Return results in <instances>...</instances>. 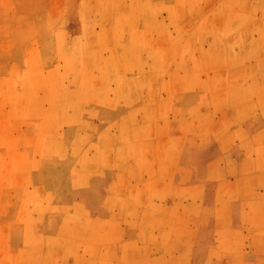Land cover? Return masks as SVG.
I'll return each instance as SVG.
<instances>
[{"label":"rangeland","instance_id":"1","mask_svg":"<svg viewBox=\"0 0 264 264\" xmlns=\"http://www.w3.org/2000/svg\"><path fill=\"white\" fill-rule=\"evenodd\" d=\"M204 1L205 0H199L197 3L194 1L196 4H193V0H0V264H90L89 260L86 258L91 257L93 260L95 258L94 255L98 253L100 247L96 245L98 242H93L92 247H90L91 250L90 248L84 247L82 245L80 231L73 225L66 227V237L69 241H71L69 239L71 238L73 244L77 242V244H74V261L71 263V253L68 249V245L50 250L48 244L53 239L55 233L48 231L45 227L36 223L34 217V203H29L26 199V195L33 191L31 194L34 193L36 200L42 205L46 206L49 204L53 207L59 206L55 208L63 214V217L71 215L72 205L61 198V182L57 178H53L50 182H33L29 174L34 167L40 164L43 155L42 152L44 151L43 149L47 148V139L50 135L65 133L73 121L83 129V132L86 133L87 136H95V133L88 128V122L84 120L82 115V111L90 104H92V110L94 112L97 110V112L103 111L109 113V115H113L108 125L109 128L107 127V134L109 137H115L121 134L122 129L120 128L122 127L120 126L121 124L118 120L117 113L119 110H122L119 109L120 107H124V110L129 112V119L126 123L130 125L131 132L129 131V139L133 141L134 151L135 149L137 151V140L144 141L145 139L149 142L147 153L150 151L151 155L148 154L150 156H147L146 164L149 163L148 171L149 177L151 178L150 181L146 180L144 184L142 183L141 185L142 188L144 187L142 190L147 192V194L155 190L157 184L159 190H164V188L166 190L173 189L172 181L175 167L167 164V161H169L168 155L170 149L175 144L178 146L177 148H179L182 142L185 143L187 141L189 135L193 140L196 139V142L200 145L219 141L226 150L232 147L235 150L236 147H238L239 151L246 153L252 165L241 166V170L236 176L234 175L236 171L233 172L230 168L227 170L226 167H223L222 170L220 166L213 167V169L221 170L225 174H230V176L223 177L221 183L222 193L220 194V199L225 208L224 213L220 215L219 233L222 239L221 242L224 244L223 251L216 252V254L213 255L211 254V256L214 257H208L205 264H264V138L262 136L259 137V134H252V132L246 128L245 123L247 117L250 116L249 114H253L257 108L256 111L259 114L264 110V71H262L264 70V64L261 66V60L264 59V56L261 57L262 54L264 55V40L262 39V37H264V0H251L252 3L248 0H246V2L245 0H240V3L238 0L233 2L232 0H206V3ZM178 2L180 4L179 6H181H178V8H181V11L176 7ZM247 2L249 4L251 3L250 5L253 6L251 7L249 5L250 7L245 8ZM198 3L200 4V7L198 6L200 11H198ZM159 4L160 6H158ZM156 6H158L157 9H155ZM187 6L189 9H187ZM232 7L237 11L234 9L231 10ZM172 8H174L173 11L171 10ZM241 8L243 9L241 10ZM255 8L257 11L253 12ZM154 10L158 11L156 12ZM211 10L213 11L211 12ZM147 11L149 13H147ZM179 11H185L182 13L187 15L183 14L184 17L182 16V18H180L182 13ZM189 12L191 13L189 14ZM214 12L216 13L215 15L213 14ZM243 12H245V14ZM239 13L243 19L241 17L239 18ZM176 14L178 17H176ZM249 14L252 15L248 17ZM202 16H205V18ZM256 18L259 21L256 20L257 22L255 21L254 23L253 21ZM126 19L128 24L132 25V28H130L127 33V38L131 42V46H129L128 53L120 57L116 55L120 43V34L117 33L116 26L122 25V22L125 23ZM261 22L263 26L260 27V25H262ZM178 25L180 26L178 27ZM241 28H243L242 31L240 30ZM256 28L259 30H256ZM203 30H206L205 33H208L206 36L205 33L199 32ZM250 31L254 36L251 35ZM247 32H249L250 35H248ZM221 33H225L226 35L229 33V35L227 37L223 34L221 37ZM259 34L261 35L259 36ZM218 35H220V37ZM256 35L261 39L259 38L257 40ZM198 36H200V39H198ZM217 36L218 44L216 41L217 39L215 40ZM202 38H204V40H202ZM221 40H223V42L220 48L219 43ZM231 41H233V43H231ZM236 41H238V43ZM249 41H253V45L252 42ZM200 42L201 44H199ZM210 42L218 46L216 47L214 44H210ZM191 43L194 45H191ZM261 43H263V46ZM257 44L258 47L256 48L255 46H257ZM69 45L72 49L71 53L67 54L63 49L69 47ZM192 46H194V48H192ZM252 46H254L252 50L254 52L250 51ZM208 47L209 49H212V47L220 49L219 52L218 49H212V52L209 49L206 50ZM259 50H261V56ZM155 51H159L157 57L161 56L160 59H156L157 52L155 53ZM214 51L219 53V55L216 53L217 57ZM249 51L252 52V54L247 57L246 55L250 53ZM152 52H154L155 55H153L154 53L152 54ZM203 53L205 57L202 56ZM90 54L93 55V59ZM218 56L222 58V61L221 59L219 60ZM243 56L245 57L243 58ZM100 57L105 59L107 71L110 67L112 68V66L115 68L113 70L116 75L114 78L113 76L110 77L111 79L107 82H104L102 79L104 71L98 67L99 64L96 62L97 58ZM228 58L232 60L229 62ZM248 58L251 64L256 61L258 65L261 63L259 66L256 65L257 63L254 65L258 66L256 68L262 72H258V70H253L251 68L253 70L252 74L241 77L242 81L239 82L237 75L230 73L234 72V68L237 66L234 65L236 61L240 62L243 59V61L247 62ZM204 59L209 60L210 64L208 61H204ZM226 59L227 62H225ZM106 61L110 62L108 63L109 65ZM164 61L166 62V67L168 66L167 68L164 66V68H162V65H165ZM214 62L215 64H212ZM199 64L201 66H199ZM254 65L250 67L254 68ZM138 66L141 68L140 72L138 71ZM153 66L156 71L151 70V68L154 69ZM221 66L225 68L224 70L226 71L220 70L222 69ZM26 68L33 70L35 74L33 77H36L41 82L37 87H34V90L37 91H35L36 103L34 105H28L26 101V97L29 98V96L34 95L28 92L22 80L24 74L26 76L28 72V69L25 70ZM206 68L207 71L205 70ZM212 68L213 70H211ZM87 69L89 70L87 71ZM190 69L192 70L191 74L189 73ZM193 69L197 70L195 71ZM254 71H256V73ZM124 72L127 73L125 74ZM151 75H154V77ZM159 76H161V78ZM220 77L224 78L223 82L221 81L222 79L220 80ZM121 78H123V80ZM136 78L137 80H135ZM74 79H78V81L75 82L78 86L74 88L76 92L75 97L77 99L76 103L74 106L67 105L63 107L62 104H59V99L57 97L60 96L67 87H71L72 80ZM118 80L119 84L117 82ZM131 80L133 81L131 82ZM185 80L187 84L184 86V83H186ZM120 81H124L122 83L124 86L122 84L120 85ZM210 81L214 82L213 87L215 88H212V85L210 87V84H212ZM215 82H220L219 84L221 85L223 83V89H216L221 86L219 85V87H217L218 85H216ZM130 84L133 85L129 86ZM198 85L200 86L199 89ZM126 86L129 88L126 89L127 91L124 90L127 88ZM237 86L239 90L235 88ZM201 87L202 89H200ZM206 87H208L209 90L206 89ZM209 87L212 88L213 91ZM224 87L227 89H224ZM245 87L247 89H244ZM131 88L133 91H131ZM214 89H216L217 92ZM229 89L231 91L228 92ZM141 92L144 94H141ZM220 92H222V94ZM137 93H139L138 95L142 98L136 95ZM237 93H239V95ZM127 94L129 95L127 96ZM130 94L132 100L130 99ZM179 95L182 97H177ZM187 95L193 98L195 106L192 107L191 104V108L189 107L184 111L177 112L173 107H176L177 102L185 99ZM227 96L229 98H227ZM236 96L239 97L237 98ZM92 97L94 101L91 99ZM95 97L98 100H96ZM232 97L234 98L232 99ZM247 97L250 99L246 103L245 101L248 100ZM127 98H129V101ZM240 98L241 100L237 101ZM242 98L245 99L242 100ZM198 99H200L199 103L201 104L198 103ZM161 100H163V102ZM232 101L235 103H232ZM210 103L211 105H209ZM215 103L221 104L217 107ZM238 103H241L243 106L241 107ZM236 105L240 106V110L239 106ZM150 109L151 111H149ZM197 109H199L200 112H198ZM32 112L35 115L34 117L30 116ZM194 113L195 115H193ZM144 114L146 115L144 116ZM151 117L155 119L152 118L153 123ZM158 117L161 120H159ZM189 121H191V123ZM92 122L100 125L101 120L95 116ZM133 122L136 123V125H134ZM140 122L142 126L138 129L137 126ZM196 122L198 126L195 124ZM202 123L203 125L201 126ZM173 124L177 130L175 142L169 133L170 127L174 126ZM181 125L182 127L185 126V130L181 128ZM240 125L241 127H239ZM146 126H149L150 130ZM203 126L206 127L204 128ZM143 127L148 128V131ZM135 131L136 134L134 133ZM182 131H184V133ZM142 133H144V135ZM43 139L46 140L43 141ZM153 141L154 145H152ZM107 150L108 149H104V153L106 154H103L102 162L100 160L93 161L91 157H95V155L97 157L98 151L96 147H86L82 153V156L84 154L82 163L88 170L86 172L88 175L82 174L81 176H84L79 177L82 168L78 165L79 169L73 173L71 177L72 180L70 179L66 182V186H70L74 192L73 204L76 208L75 212L79 220L77 223L82 228L88 225L89 220H86L87 208L85 203L90 206L95 203V201L97 205L102 202V199L98 196L102 189L107 188L106 180L108 181L110 177H113L112 175H115L119 166L125 162L122 160H125V156L123 158V155L113 154V151L110 149V151ZM230 150L231 149H229V151ZM86 152H89V156ZM117 155L120 156L118 157ZM106 157H109L108 160ZM104 165L107 167L103 168ZM157 170L161 172V176H158L155 181V175L158 173ZM147 181L148 184H146ZM170 182H172V185ZM129 185L133 190L137 188L140 189L139 186L137 187L135 181H130ZM38 188L40 189L38 190ZM92 190H94V195H92ZM85 192L87 201H84V203L82 199L84 198ZM241 196H243L244 213H240L242 218L239 229L240 235L239 238L234 239V241L231 237H228L230 230L228 226L232 218V214L230 213L232 210L230 207L238 202L239 199L241 200ZM48 197L50 200L52 199V202ZM90 199H92L91 202ZM79 202H83L81 206L84 207H81ZM104 202V210L109 209L113 211L115 209L113 201L107 203L108 200L105 198ZM77 208L79 210H77ZM81 210H83V212H81ZM44 214V224L48 227H53L55 225L53 220L54 214L48 210H46ZM29 215L33 217L30 218ZM25 220L28 221L29 224ZM29 220H31V222ZM86 250L90 251L86 252ZM47 251L48 257L45 256ZM77 257H79L78 260ZM151 263L152 261L149 259L144 262V264Z\"/></svg>","mask_w":264,"mask_h":264},{"label":"crops","instance_id":"2","mask_svg":"<svg viewBox=\"0 0 264 264\" xmlns=\"http://www.w3.org/2000/svg\"><path fill=\"white\" fill-rule=\"evenodd\" d=\"M187 98H189L188 100H190L191 103L193 102V98L191 96H188V95L185 96V100ZM121 111L123 110H119L117 115H120ZM126 113L128 115L129 112L126 110ZM142 117H143V114H142ZM138 125H139L138 129H140V124ZM169 130H170L169 133L171 137L173 138V141L175 142L176 134H177L175 125L172 126ZM187 138L188 139L185 142V145L184 143H182L181 146L177 148L175 144L170 149L171 152L168 155V160L170 162L167 161V164L173 165V167H175L173 181L171 180L173 182V185H172V182H170L171 185L173 186V189L166 190L164 188V190H159L158 184H157L156 189L151 191V193L147 194V192L142 190L141 188L142 183L150 179L149 171H148L149 163L146 164V159L148 156L147 148H148L149 142L137 140V145H136L137 151L136 150L134 151L133 141H130L125 151V155H126L125 162L127 163L121 164L119 168L122 170L118 169L115 175H112L113 177H110L108 181L106 180L107 186H108V183L114 180H116L115 182H118V183L120 181L119 187L115 191L116 200L115 201L111 200L109 196V192H108L109 190L106 191V189L104 188L100 191V194L98 196L99 198L103 199L102 202H100L97 205L95 201V203L89 206V204H86L84 202V201H87V195L85 192L84 198L82 200L86 205V208L88 210L90 217L92 218L90 219V223H88L86 227L97 224L100 229H105V231L108 232L107 241H106L107 243L102 244L100 242L101 243V244L99 243L100 245L98 243L96 244L97 246H101V247H99L98 253L94 255L95 258L92 260L91 257H87V258L85 257L86 259L89 260L90 264H99V263L100 264H123V263L126 264L125 261L117 257V248L118 246L123 247V244H124L123 248L128 247L127 248L128 250L125 249V251L127 252L125 257H128V258L130 257V261H131V262L129 261L128 264H144V262L147 261L148 259L152 261L151 264H166V263L167 264H173V263L174 264H205V261H207L208 257H214V256H211V254L213 255V254H216V252L218 253L220 251L221 252L223 251L224 244L223 242H221L222 239L219 233L220 230H219L218 222H220L219 218H220L221 213H224L225 207L223 206V202L220 199V194L222 193L221 183H222L223 177H227V176L229 177L230 174H225L221 170L213 169V167L220 166L222 170H223V167H226L228 170L229 166L231 165L230 169L233 172L236 171V173L234 174L236 176L237 173L241 170L240 169L241 166L252 165V162L246 153H242L241 151H239L238 147H236L235 150L233 147L229 148L231 149L229 151V149L226 150L225 148H223V146L221 145L219 141H215L213 143L211 142L210 144L200 145L196 142V139L193 140V138L190 137V135ZM176 149H179V150L181 149V150L179 152V150H176ZM174 152H177V153L175 154ZM138 155H140L139 156L140 158L138 157ZM159 156H160V153H159ZM139 172L141 173V176L140 174L138 175ZM123 175H125V183H124ZM158 176H161L160 171H158L157 175H155V181L158 178ZM141 180L142 181L144 180V181L142 182ZM130 181H135L137 187L139 186L142 192L139 191L140 189L138 188L133 190L132 187H129ZM130 190L133 192H131ZM144 192L146 193V196ZM135 193H136V196L140 198L134 199ZM122 194L124 195L126 194V196ZM130 194L131 195L133 194L134 196L132 195L133 196L132 197ZM92 195H94V190H92ZM201 196L203 199L200 198ZM242 197L243 196H241V200L239 199L238 202L234 203L230 207L232 210L230 211V213L232 214V218H231V223L228 226V228L230 229L228 237H231L233 240L238 239L240 235L239 229H240V225L242 221L240 213H244ZM105 198H107L108 200L107 203L113 201V204H115V209L113 211L109 209H105V210L103 209L105 205V202H104ZM91 200L92 199H90V202ZM118 201H119V204H118ZM199 201H200V206L198 204ZM164 203L167 205H165ZM131 204L133 206H131ZM193 206L196 209H194ZM129 207L130 209L131 208L132 209L130 210ZM164 207L165 208L167 207V209H165ZM143 208L144 209L146 208V209L144 210ZM188 209H189V212H188ZM178 212H180L181 214H179ZM212 212L215 216L212 214ZM149 215L151 216L150 218H148ZM160 215L162 218H160ZM143 217H145V219ZM184 217L186 218V220L184 219ZM150 219L151 220L153 219L152 222ZM147 220H150V221H147ZM184 220L186 223L184 222ZM155 222H156L157 227L154 224ZM146 225L148 226V230L146 228L147 227ZM175 226L176 228L178 227V229L176 228L174 229ZM160 227H163V228H160ZM195 228L197 229L195 230ZM160 229H162L163 232H161L162 230ZM187 229L189 230V232L187 231ZM146 231H147V234H146ZM193 235H194V239H193ZM140 238H141V241L138 240ZM157 238L160 241L157 240ZM192 239L194 241H192ZM137 240L139 242H137ZM179 240L182 242H180ZM129 241L132 243V244L130 243L131 245L129 244ZM133 241H135L136 243H134ZM180 245H181V248H180ZM237 245H238V242H237ZM129 246H131L132 248ZM102 248L104 249V251ZM160 248L162 249L161 250L162 252L160 251ZM196 251L197 252L199 251V252L197 253ZM182 253L184 254V256ZM99 260H102V261H99Z\"/></svg>","mask_w":264,"mask_h":264},{"label":"bare ground","instance_id":"3","mask_svg":"<svg viewBox=\"0 0 264 264\" xmlns=\"http://www.w3.org/2000/svg\"><path fill=\"white\" fill-rule=\"evenodd\" d=\"M194 1H196V3L199 1H197V0H193V4L195 3ZM206 1V0H205ZM204 1V2H205ZM211 1V0H210ZM233 1H235V0H232V2ZM240 0H238V2H239ZM249 2H251V0H248ZM253 1V0H252ZM161 2V1H160ZM164 2V1H163ZM222 2H224V1H222ZM231 2V3H232ZM244 2V1H243ZM245 2H246V0H245ZM147 3V2H146ZM153 3H156V2H153ZM159 3V2H158ZM165 3V2H164ZM176 3V2H175ZM183 3H185V2H183ZM195 3V4H196ZM201 3V2H200ZM206 3V2H205ZM240 3V2H239ZM238 3V4H239ZM252 3V2H251ZM250 3V4H251ZM149 4V3H148ZM151 4H152V1H151ZM157 4V3H156ZM172 4V3H171ZM186 4V3H185ZM199 4V3H198ZM212 4H214V3H212ZM235 4V3H234ZM243 4V3H242ZM242 4H241V7H242ZM247 4H248V6H247ZM247 4H246V6H245V8L246 7H250L251 5L247 2ZM261 4V3H260ZM177 5V4H176ZM175 5V6H176ZM180 4H179V2H178V5L176 6L177 8H178V6H179ZM250 5V6H249ZM145 6H147V5H145ZM158 6H160V4L158 5ZM158 6H156V8L155 9H157V7ZM167 6V5H166ZM189 6V5H188ZM187 6V9H189V7ZM193 6V5H192ZM191 6V7H192ZM200 7V4L199 5H197V7ZM201 6H202V4H201ZM213 6V5H212ZM221 6V5H220ZM253 6V5H252ZM251 6V7H252ZM138 7H139V4H138ZM149 7H150V5H149ZM179 7H181V6H179ZM182 7H184V6H182ZM194 7V6H193ZM198 7V8H199ZM260 7V6H259ZM258 7V8H259ZM263 7H264V3H263ZM147 8V7H146ZM203 8H204V6H203ZM257 8V7H256ZM256 8H255V10L253 11V12H256L257 10H256ZM154 9V8H153ZM173 9L174 8H172L171 10L173 11ZM179 9V8H178ZM207 9H209V8H207ZM206 9V10H207ZM236 10L235 8H231V10ZM237 9H240V8H237ZM243 8H241V10H242ZM248 9V8H247ZM160 10V9H159ZM180 11H181V8L179 9ZM195 10V9H194ZM246 10V9H245ZM250 10H251V8H250ZM149 11V10H148ZM147 11V13H149ZM154 11H156V10H154ZM158 11V10H157ZM156 11V12H157ZM179 11V12H180ZM185 11H186V8H185ZM185 11H182V12H185ZM198 11H200V8H199V10ZM213 10H211V12H212ZM217 11H220V10H217ZM237 11V10H236ZM262 11H263V9H262ZM182 12H180V13H182ZM205 12V11H204ZM203 12V13H204ZM216 12V11H215ZM213 13L214 15L216 14V13ZM224 12H226V11H224ZM223 12V13H224ZM250 12V11H249ZM248 12V13H249ZM180 13H178V14H180ZM191 12H189V14H190ZM219 13V12H218ZM220 13H222V12H220ZM241 13H242V11H241ZM244 14H245V12H243ZM151 14H152V12H151ZM183 14L184 13H182V15L180 16V18H182V16H183ZM208 14H210V13H208ZM149 15V14H148ZM148 15H147V17H148ZM153 15V14H152ZM159 15V14H158ZM184 15H187V14H184ZM218 15V14H217ZM239 15H240V13H239ZM250 15H252V14H249L248 15V17H250ZM172 16H173V13H172ZM205 16H208V15H205ZM205 16H202V17H204L205 18ZM213 16V15H212ZM245 16H247V15H245ZM262 16H263V14H262ZM132 17V16H131ZM176 17H178L177 16V14H176ZM184 17V16H183ZM214 17V16H213ZM237 17V16H236ZM241 17V15L239 16V18ZM261 17V16H260ZM125 18H126V15H125ZM239 18H238V20H239ZM242 19H243V17H241ZM259 18V17H258ZM149 19V18H148ZM157 19V18H156ZM179 19V18H178ZM261 19V18H260ZM140 20V19H139ZM176 20H177V18H176ZM200 20H202V19H200ZM205 20V19H204ZM212 20V19H211ZM228 20V19H227ZM233 20V19H232ZM232 20H231V22H232ZM241 20V19H240ZM251 20V19H250ZM259 21L257 18L253 21L254 23H255V21ZM262 20V19H261ZM158 21V20H157ZM178 21V20H177ZM208 21V20H207ZM229 21V20H228ZM242 21H244V20H242ZM241 21V22H242ZM256 21V22H257ZM202 22V21H201ZM240 22V23H241ZM147 23V22H146ZM206 23V22H205ZM251 23V22H250ZM177 24V23H176ZM258 24H260V23H258ZM261 24L262 25H260V27L261 26H263V23L261 22ZM113 25H114V23H113ZM147 25V24H146ZM182 25V24H181ZM210 25V24H209ZM172 26V25H171ZM170 26V27H171ZM180 25H178V27H179ZM226 26V25H225ZM243 26V25H242ZM247 26V25H246ZM246 26H244V27H246ZM249 26V25H248ZM251 26V25H250ZM232 27V26H231ZM235 27V26H234ZM237 27V26H236ZM257 27V26H256ZM259 27V28H260ZM130 28H132V25H129L128 24V22H127V19H126V21H125V23H123L122 22V25H119V26H116V30H117V33L118 34H120L119 35V37H120V43H119V46H118V48H117V56H123L124 54H126V53H128V51H129V46H131V42L129 41V39L127 38V33H128V31L130 30ZM139 28V27H138ZM233 28V27H232ZM250 28V27H249ZM258 28V27H257ZM256 28V30H259V29H257ZM264 28V27H263ZM242 29L243 28H241L240 30L242 31ZM245 29V28H244ZM254 29H255V27H254ZM141 31V30H140ZM143 31V30H142ZM206 31V30H205ZM205 31L203 30V31H199V32H203V33H205ZM233 31H235V30H233ZM138 32V31H137ZM146 32V31H145ZM165 32V31H164ZM197 32V31H196ZM212 32V31H211ZM232 32V31H231ZM257 32H259V31H257ZM263 32V31H262ZM167 33V32H166ZM192 33V32H191ZM191 33H190V36H191ZM210 33V32H209ZM213 33H214V31H213ZM241 33V32H240ZM248 33V35H250V33H251V35H253L254 36V34L250 31V33L249 32H247ZM246 33V34H247ZM255 33V32H254ZM168 34V33H167ZM200 34V33H199ZM208 33L206 32L205 33V36L207 35ZM211 34V33H210ZM216 34H217V32H216ZM219 34V33H218ZM224 35H226L225 33H223ZM222 33H221V37H222V35H223ZM264 34V33H263ZM148 35V34H147ZM180 35V34H179ZM228 35H229V33H227V37H228ZM234 35V34H233ZM240 35V34H239ZM258 35V34H257ZM256 35V36H257ZM261 34H259V36H260ZM168 36H169V34H168ZM171 36V35H170ZM195 36V35H194ZM193 36V37H194ZM203 36V35H202ZM214 36V35H213ZM219 37H220V35H218ZM218 36H217V38L215 37V40L217 41V44H218ZM225 36V37H226ZM76 37V36H75ZM200 36H198V39H200L199 38ZM224 37V36H223ZM232 37V36H231ZM230 37V38H231ZM247 37V36H246ZM172 38V37H171ZM195 38V37H194ZM256 38V37H255ZM260 37H258L257 36V40L259 39ZM176 39H177V37H176ZM193 39V38H192ZM196 39V38H195ZM229 39V38H228ZM235 39V38H234ZM237 39H238V37H237ZM240 39V38H239ZM261 39V38H260ZM262 39L264 40V37H262ZM202 40H204V38H202ZM213 40V39H212ZM214 40V41H215ZM233 40V39H232ZM241 40V39H240ZM214 41H212V42H214ZM234 41V40H233ZM233 41H231V43H233ZM212 42H210V44L212 43ZM223 42V40H221V42L219 43V47L221 46V43ZM228 42V41H227ZM237 43H238V41H236ZM249 42H252V45H253V41H249ZM260 42V41H259ZM73 43V42H72ZM194 44H196L195 42H193ZM193 43H191V45H194ZM215 43V42H214ZM214 43H212V44H214ZM248 43V42H247ZM264 43V42H263ZM263 43H261V45L263 46ZM74 44V43H73ZM77 44V43H76ZM157 44H159V43H157ZM156 44V45H157ZM199 44H201V42L199 43ZM199 44H198V46H199ZM236 44V43H235ZM246 44V43H245ZM225 45V44H224ZM144 46V45H143ZM181 46V45H180ZM204 46V45H203ZM214 46H218V45H215L214 44ZM230 46V45H229ZM261 46V47H262ZM141 47H142V45H141ZM140 47V48H141ZM148 47V46H147ZM147 47H144V48H147ZM197 47V46H196ZM256 48L258 47V44H257V46H255ZM260 47V48H261ZM143 48V47H142ZM189 48V47H188ZM187 48V49H188ZM192 48H194V46H192ZM192 48H190V49H192ZM204 48H205V46H204ZM221 48V47H220ZM219 48V49H220ZM244 48V47H243ZM251 48V47H250ZM249 48V49H250ZM253 48H254V46H252V49L250 50V51H252L253 50ZM71 49H72V47L69 45V47H66V48H64L63 50L67 53V54H70L71 53ZM150 49V48H149ZM180 49H181V47H180ZM207 49H209V47L208 48H206V50ZM212 49H218V48H214V47H212ZM212 49H209L210 51H212ZM219 49H218V52H219ZM146 50V49H145ZM151 50V49H150ZM193 50V49H192ZM244 50H245V48H244ZM248 50V49H247ZM246 50V51H247ZM257 50V49H256ZM262 50V49H261ZM261 50H259V54H260V51ZM178 51H179V49H178ZM194 51H195V49H194ZM202 51V50H201ZM235 51V50H234ZM249 51V52H250ZM144 52V51H143ZM157 52V53H156ZM158 52L159 51H155V53H156V57H157V55H158ZM181 52V51H180ZM206 52V51H205ZM213 52V51H212ZM218 52H215L214 51V53H215V56L217 57V55H216V53L219 55V53ZM241 52V51H240ZM243 52V51H242ZM252 52H254V51H252ZM252 52H250V53H248L246 56L248 57V55H250V54H252ZM264 52V51H263ZM154 52H152V54H153ZM155 53L153 54V55H155ZM208 54V53H207ZM213 54V53H212ZM92 57V59H93V55L92 54H90ZM143 55V54H142ZM182 55H183V53H182ZM192 55V54H191ZM196 55V54H195ZM225 55V54H224ZM202 56H204L205 57V55H204V53H203V55ZM213 56V55H212ZM221 56V55H220ZM258 56V55H257ZM260 56H261V54H260ZM264 55L262 54V56L261 57H263ZM176 57V56H175ZM174 57V58H175ZM188 57V56H187ZM211 57V56H210ZM223 57V56H222ZM245 56H243V58H244ZM161 58V56L160 57H157L156 59H160ZM183 58V57H182ZM199 58V57H198ZM203 58V57H202ZM218 58H219V60L221 59V61H222V58H220L219 56H218ZM231 58V57H230ZM230 58H228V60H229V62H230V60H232V59H230ZM258 58H260V57H258ZM122 59H123V57H122ZM176 59V58H175ZM207 59V58H206ZM206 59H204V61L206 60ZM246 59V58H245ZM244 59V60H245ZM252 59V58H251ZM139 60V59H138ZM190 60V59H189ZM211 60H212V57H211ZM234 60V59H233ZM250 59L248 58V61L246 62V61H243V59L240 61V62H237L236 61V59H235V61H236V64H234V65H237L235 68H234V72L233 73H230V74H233V75H237V79H238V81L240 82V81H242V78L241 77H246V76H249V75H251L252 74V71L253 70H258V68H256V67H258L259 65H258V62L256 61L255 63H257L256 65H258V66H255L254 64V62H253V64H251V63H249L250 61H249ZM255 60V59H254ZM264 59H262L261 61H262V65L261 66H263V61ZM122 61V60H121ZM142 61V60H141ZM166 61V60H165ZM164 61V62H165ZM185 61V60H184ZM183 61V62H184ZM186 61H187V59H186ZM202 61H203V59H202ZM206 61H208L209 62V60H206ZM213 61V60H212ZM259 61V60H258ZM96 62L99 64L98 65V67L100 68V69H102L103 71H104V74H103V77H102V79L104 80V82H107V81H109L111 78L110 77H112L113 76V78H114V76L116 75L115 74V72H114V70L113 69H115V68H113V66H112V68L110 67H108L109 68V70L107 71V67L105 66V59L104 58H102V57H100V58H97V60H96ZM131 62V61H130ZM129 62V63H130ZM169 62V61H168ZM191 62V61H190ZM197 62H198V60H197ZM216 62H219V61H216ZM225 62H227V59L225 60ZM106 63L108 64V63H110L109 61L107 62L106 61ZM155 63V62H154ZM153 63V64H154ZM185 63V62H184ZM203 63H205V62H203ZM238 63V64H237ZM131 64V63H130ZM140 64H141V62H140ZM165 65H162V68H164V67H166V62L164 63ZM209 64H210V62H209ZM212 64H215V62L214 63H212ZM211 64V65H212ZM223 64H225V63H223ZM228 64V63H227ZM226 64V65H227ZM89 65V64H88ZM109 65V64H108ZM107 65V66H108ZM139 65V64H138ZM158 65H159V63H158ZM168 65V64H167ZM192 65H193V63H192ZM205 65V64H204ZM211 65H210V68H211ZM226 65H225V67H226ZM229 65V64H228ZM227 65V66H228ZM233 65V66H234ZM251 65H254L255 67L253 68V67H250ZM78 66V65H77ZM76 66V67H77ZM80 66H81V64H80ZM141 66V65H140ZM164 66V67H163ZM184 66V65H183ZM199 66H201L200 64H199ZM217 66V65H216ZM260 66V67H261ZM72 67V66H71ZM142 67H144V66H142ZM168 67V66H167ZM166 67V68H167ZM179 67V66H178ZM193 67V66H192ZM191 67V68H192ZM222 67V66H221ZM231 67H232V65H231ZM73 68V67H72ZM92 68H93V63H92ZM122 68V67H121ZM148 68V67H147ZM153 68L154 69H152L151 68V70H155L156 71V69H155V67L153 66ZM161 68V69H162ZM172 68H174V67H172ZM184 68V67H183ZM202 68H203V66H202ZM205 68V67H204ZM209 68V69H210ZM253 70H252V69ZM28 68H26L25 70H27ZM75 69V68H74ZM79 69V68H78ZM81 69V68H80ZM142 69H144V68H142ZM157 69H158V67H157ZM181 69V68H180ZM209 69H208V71H209ZM225 68H223L222 67V69H220V70H224ZM73 70V69H72ZM89 69H87V71H88ZM123 70V69H122ZM140 70H141V68L138 66V71L140 72ZM150 70V71H151ZM193 70H197V69H193ZM201 70H203V69H201ZM206 71H207V68L205 69ZM211 70H213V68L211 69ZM91 71H92V69H91ZM129 71V70H128ZM148 71V70H147ZM186 71H189V70H186ZM191 69H190V74H191ZM224 71H226V70H224ZM262 71H264V70H262ZM262 71H259L258 70V72H262ZM123 72V71H122ZM141 72H143V71H141ZM145 72H146V70H145ZM198 72V71H197ZM228 72V71H227ZM236 72V73H235ZM255 73H256V71H254ZM257 72V73H258ZM125 74L127 73V72H124ZM188 73V74H189ZM225 73V72H224ZM255 73H253V74H255ZM229 74V75H230ZM33 75H35L34 74V72H33V70H29L28 69V72H27V74H26V76H25V74H24V78H22V80L24 81V83H25V85H26V87H27V89H28V92L30 93V94H34V95H31V96H29V98L28 97H26V101H27V104L28 105H34L35 103H36V97H35V91L36 90H34V87H37L38 86V84H40L41 82L36 78V77H33ZM201 75H202V71H201ZM260 75H261V73H260ZM118 76V75H117ZM125 76V75H124ZM123 76V77H124ZM130 76V75H129ZM128 76V77H129ZM146 76V75H145ZM147 76H149V75H147ZM151 76H153L154 77V75H151ZM192 76V75H191ZM253 76V75H252ZM80 77V76H79ZM79 77H78V79H79ZM131 77H132V75H131ZM141 77V76H140ZM139 77V78H140ZM143 77V76H142ZM150 77V76H149ZM160 78H161V76H159ZM197 77V76H196ZM196 77H194V78H196ZM222 77V76H221ZM220 77V80L223 82V79L224 78H221ZM230 77V76H229ZM130 78V77H129ZM138 78V79H139ZM186 78V77H185ZM190 78V77H189ZM192 78H193V76H192ZM248 78V77H247ZM253 78V77H252ZM78 79L77 80H72V83H71V87H67L65 90H64V92H62V94L60 95V96H58L57 98L59 99V104L61 105L62 104V106L64 107V106H67V105H75V103H76V97H75V94H76V92H75V90H74V88H76L77 86H78V84L77 83H75V82H77L78 81ZM122 80H123V78H121ZM125 79V78H124ZM158 79V78H157ZM218 79V78H217ZM245 79V78H244ZM249 79V78H248ZM248 79H246V80H248ZM261 79H263V78H261ZM113 80V79H112ZM127 80H130V79H127ZM135 80H137V78L135 79ZM147 80V79H146ZM158 80H160V79H158ZM192 80V79H191ZM194 80V79H193ZM198 80V79H197ZM215 80H216V78H215ZM214 80V81H215ZM229 80V79H228ZM245 80V81H246ZM252 80V79H251ZM264 80V79H263ZM114 81V80H113ZM112 81V82H113ZM133 80H131V82H132ZM204 81V80H203ZM218 81V80H217ZM216 81V82H217ZM245 81H244V83H245ZM118 82V84H119V80L117 81ZM124 81H120V85L123 83ZM147 82H149V81H147ZM163 82V81H162ZM185 82L186 83H184V86H185V84H187V81L185 80ZM196 82V81H195ZM207 82H208V80H207ZM211 82V81H210ZM215 82V84L216 85H218L217 87H219V85L221 86V87H219V88H216V89H218V90H220V89H223L222 87V85H223V83H222V85L221 84H219L220 82H218V83H216ZM115 83V82H114ZM128 83V82H127ZM127 83H126V85H127ZM197 83H198V81H197ZM200 83V82H199ZM212 84H210V87H211V85H212V88H215V87H213L214 86V82H211ZM244 83H242V84H244ZM73 84V85H72ZM113 84V83H112ZM134 84V83H133ZM133 84H130L129 86H131V85H133ZM195 84V83H194ZM225 84V83H224ZM123 85V84H122ZM200 85V84H199ZM198 85V89H199V86ZM215 85V86H216ZM229 85V84H228ZM227 85V86H228ZM124 86V85H123ZM138 86H139V84H138ZM225 86V85H224ZM239 86H242V85H239ZM246 86V85H245ZM261 86V85H260ZM264 86V85H263ZM127 87V86H126ZM135 87H136V85H135ZM160 87H161V85H160ZM209 87V88H210ZM231 88H233L232 86H230ZM243 87V86H242ZM124 88V87H123ZM132 88H133V86H132ZM132 88H131V91H133L132 90ZM140 88V87H139ZM193 88V87H192ZM191 88V89H192ZM212 88H210L211 90H212ZM226 87H224V89H225ZM235 88H237V90H239L238 88V86L237 87H235ZM264 88V87H263ZM98 89V88H97ZM126 89H129L128 87L127 88H125L124 90L125 91H127ZM143 89V88H142ZM141 89V90H142ZM185 89H187V88H185ZM200 89H202V87L200 88ZM205 89V88H204ZM206 89H208V87H206ZM216 89H214L216 92H217V90ZM227 89V88H226ZM244 89H247L246 87L244 88ZM255 89V88H254ZM95 90V89H94ZM137 90V89H136ZM161 90V89H160ZM189 90V89H188ZM209 90V89H208ZM208 90H206V91H208ZM241 90V89H240ZM242 90H243V88H242ZM241 90V91H242ZM122 91V90H121ZM130 91V90H129ZM163 91V90H162ZM165 91V90H164ZM213 91V90H212ZM229 91H231L230 89L228 90V92ZM37 92V91H36ZM223 92V91H222ZM222 92H220L221 94H222ZM227 92V93H228ZM244 92H245V90H244ZM249 92V91H248ZM250 92H251V90H250ZM257 92V91H256ZM161 93V92H160ZM214 93V92H213ZM224 93V92H223ZM243 93V92H242ZM242 93H240V94H242ZM252 93V92H251ZM95 94H96V92H95ZM132 94V93H131ZM131 94H130V96H131ZM139 93H137L136 95H138ZM141 94H144V93H142L141 92ZM146 94V93H145ZM219 94V93H218ZM217 94V95H218ZM238 95H239V93H237ZM255 95H258V94H256V93H254ZM113 95V94H112ZM117 95V94H116ZM116 95H114V96H116ZM129 94H127V96H128ZM148 95V94H147ZM213 95V94H212ZM216 95V96H217ZM245 95V94H244ZM253 95V94H252ZM254 95V96H255ZM96 96V95H95ZM113 96V97H114ZM126 96V97H127ZM139 96V95H138ZM145 96V95H144ZM159 96H160V94H159ZM261 97H263L264 96V94H263V96L262 95H260ZM94 97V96H93ZM93 97L91 98L93 101H94V99H93ZM109 97V96H108ZM113 97H111V98H113ZM139 97H141V96H139ZM139 97H138V99H139ZM161 97V96H160ZM172 97H174V96H172ZM177 97H182L181 95H179V96H177ZM195 97V96H194ZM231 97V96H230ZM237 97V96H236ZM235 97V98H236ZM239 97V96H238ZM237 97V98H238ZM240 97H241V95H240ZM257 97V96H256ZM86 98V97H85ZM96 98V97H95ZM135 98V97H134ZM133 98V99H134ZM142 98V97H141ZM227 98H229L228 96H227ZM234 97H232V99H233ZM246 98V97H245ZM245 98H242V100L243 99H245ZM248 98V97H247ZM252 98V97H251ZM108 99V98H107ZM131 100H132V96H131V98H130ZM158 99H160V98H158ZM176 99H178V98H176ZM189 98H187L186 100L185 99H183V100H180V101H178L177 102V104H176V107H173V108H175L176 109V111L177 112H179V111H184L185 109H188L189 107L191 108V104H192V107H194L195 106V103H191L190 102V100H188ZM209 99V98H208ZM210 99H211V97H210ZM249 99L250 98H248V100H246L245 102L247 103L248 101H249ZM89 100H90V98H89ZM96 100H98L97 98H96ZM101 100H102V98H101ZM114 100V99H113ZM127 100L129 101V98H127ZM207 100V99H206ZM217 100V99H216ZM239 100H241V98L240 99H238L237 101H239ZM115 101V100H114ZM162 102H163V100H161ZM205 101V100H204ZM203 101V102H204ZM218 102H220L219 100H217ZM216 101V102H217ZM224 101V100H223ZM61 102V103H60ZM92 102V101H91ZM167 102V101H166ZM200 102V99H198V103ZM210 102V101H209ZM230 102V101H229ZM245 102H243V103H245ZM131 103V102H130ZM154 103H156V102H154ZM197 103V104H198ZM214 103V102H213ZM221 103H222V100H221ZM220 103V104H221ZM232 103H235V102H233L232 101ZM253 103H254V101H253ZM255 103H257V102H255ZM111 104H115V103H111ZM129 104V103H128ZM160 104V103H159ZM173 104V103H172ZM199 104H201V103H199ZM216 105H217V107H218V105H220L219 103H215ZM229 104V103H228ZM239 104V103H238ZM85 105V104H84ZM151 105V104H150ZM209 105H211V103L209 104ZM225 105V104H224ZM239 105H241V107L243 106L241 103L239 104ZM239 105H236V106H239ZM94 106V105H93ZM112 106V105H111ZM129 106H131V105H129ZM139 106V105H138ZM213 106V105H212ZM223 106V105H222ZM229 106V105H228ZM236 106H234V107H236ZM250 106V105H249ZM108 107V106H107ZM115 107V106H114ZM133 107V106H132ZM154 107V106H153ZM200 107V106H199ZM225 107V106H224ZM130 108V107H129ZM219 108H223V107H219ZM256 108V107H255ZM263 108V107H262ZM99 109V108H98ZM116 109V108H115ZM119 109H122L123 111H121V113H120V115H118L117 117H118V120H119V122H120V126L122 127V128H120V129H122V131H121V134L119 135V136H115V137H109V135L107 134V131H108V128H109V123H110V121H111V119H112V117H113V115H109V113H107V112H103V111H98L97 112V110H96V108H95V110H96V112H94L93 110H92V104H90V105H87V107H85V109L82 111V115H83V118H84V120L85 121H87L88 122V128L91 130V131H93L94 133H95V136L93 135V136H87L86 135V133H84L83 132V129L76 123V122H72L70 125H69V128H68V130L65 132V133H63V134H58V133H56V134H54V135H50V137L47 139V148L46 149H43L44 151L42 152L43 153V155H42V160H41V162H40V164L39 165H37L36 167H34L33 168V170L30 172V174H29V177H30V179L33 181V182H50L53 178H57L60 182H61V189H60V192H61V198L63 199V200H65L66 202H68V203H70L71 205H72V208H71V215H67L66 217H63V214L59 211V210H57L56 208L57 207H59V206H55V207H53V206H50L49 204L48 205H42L41 203H39L38 202V200H36V197L34 196V193L33 194H31V193H29V194H27L26 195V199L29 201V203L30 202H32V203H34V206H35V214H34V217H35V221H36V223H39V225H41V226H43V227H45L48 231H50V232H54L55 233V235H54V237H53V239L51 240V242L48 244V246H49V249L50 250H54V249H56V248H58V247H63V245H65V246H69L68 247V249L70 250V253H71V263L74 261V244H77V242H74V244H73V240L71 239V238H69L71 241H69L68 240V238L66 237V235H67V232H66V227H68V226H70V225H73L75 228H77L79 231H80V237L82 238V245L84 246V247H86V248H90V247H92V244H93V242L94 241H96V242H98V244L101 242L102 244L103 243H107L106 241H107V234H108V232L107 231H105V229H100L99 228V226L97 225V224H95V225H93V226H89V227H86V228H82L77 222L79 221L78 220V218H77V216H76V208H75V206H74V204H73V202H74V192H73V190H72V188L70 187V186H66V182H67V180H72V175H73V173L75 172V171H78V165H80V167L82 168V172H81V174L79 175V177L82 175V174H87L88 175V173H86L88 170L86 169V167H85V165L82 163V158H83V156H84V154H83V156H82V153H83V151H84V149L86 148V147H96V149H97V151H98V155H97V157H96V155H95V157H91V160H93V161H96V160H100L101 162H102V158H103V154H106V153H104V149H108L107 151H113V154H121V155H123V158H124V156H126L124 153H125V151H126V149H127V146H128V143H130V139H129V131H130V125H127V121H128V115H127V113H126V110H124V107H120ZM237 109V108H236ZM258 109V108H257ZM256 109V110H257ZM264 109V108H263ZM198 110V112H200L199 111V109H197ZM201 110V109H200ZM210 110V109H209ZM208 110V111H209ZM239 110H240V106H239ZM255 110V112L254 111H251V112H254L253 114H249L250 116H248L247 117V119L245 120V123H246V128L247 129H249L251 132H252V134H259V137H263L264 138V110L261 112V114H259V113H257V111ZM149 111H151V109L149 110ZM171 111H172V108H171ZM211 111V110H210ZM209 111V112H210ZM249 111V110H248ZM260 111H261V109H260ZM135 112V111H134ZM138 112V111H137ZM205 112H207V111H205ZM250 112V113H251ZM133 113V112H132ZM151 113V112H150ZM157 113V112H156ZM196 113H197V111H196ZM249 113V112H248ZM138 114H140V113H138ZM161 114V113H160ZM176 114H178V113H176ZM146 114H144V116H145ZM149 115V114H148ZM162 115H164V114H162ZM169 115V114H168ZM193 115H195V113L193 114ZM204 115V114H203ZM211 115V114H210ZM244 115H245V113H244ZM243 115V116H244ZM31 117H34L35 115H34V113L32 112V114L30 115ZM74 116V115H73ZM98 117L100 120H101V123H100V125H97V124H94L93 122H92V119H93V117ZM153 116H154V113H153ZM180 116V115H179ZM178 116V117H179ZM206 116V115H205ZM242 116V115H241ZM147 117V116H146ZM177 117V118H178ZM188 117V116H187ZM195 117V116H194ZM142 118V117H141ZM148 118V117H147ZM152 118L153 117H151V120H152ZM168 118V117H167ZM176 118V119H177ZM196 118V117H195ZM199 118V117H198ZM241 118V117H240ZM243 118V117H242ZM35 119V118H34ZM154 119V118H153ZM158 119H159V117H158ZM185 119V118H184ZM183 119V120H184ZM193 119V118H192ZM201 119V118H200ZM155 120V119H154ZM159 120H161V119H159ZM165 120V119H164ZM198 120V119H197ZM135 121V120H134ZM139 121H141V120H139ZM138 121V122H139ZM145 121V120H144ZM180 121V120H179ZM186 121V120H185ZM191 121H193V120H191ZM191 121H189L190 123H191ZM36 122V121H35ZM115 122V121H114ZM131 122V121H130ZM146 122V121H145ZM157 122V121H156ZM166 122V121H165ZM165 122H162V123H165ZM195 122V121H194ZM205 122L207 123V121L205 120ZM239 122H241V121H239ZM34 123V122H33ZM32 123V124H33ZM113 123V122H112ZM134 123V122H133ZM141 123V122H140ZM139 123V124H140ZM152 123H153V120H152ZM161 123V122H160ZM159 123V124H160ZM190 123H189V125H190ZM204 123V122H203ZM203 123L201 124V126L203 125ZM39 124V123H38ZM129 124V123H128ZM138 124V123H137ZM149 124V123H148ZM147 124V125H148ZM178 124H179V122H178ZM196 125H197V122L195 123ZM241 124V123H240ZM34 125V124H33ZM134 125H136V123H134ZM157 125H158V122H157ZM156 125V126H157ZM161 125V124H160ZM183 125H184V123H183ZM189 125H187V126H189ZM205 125V124H204ZM242 125V124H241ZM241 125L239 126V127H241ZM117 126V125H116ZM139 126V125H138ZM137 126V127H138ZM141 126H142V123L140 124V128H141ZM159 126V125H158ZM186 126V127H187ZM198 126V125H197ZM196 126V127H197ZM33 127V126H32ZM32 127H31V129H32ZM36 127V126H35ZM108 127V128H107ZM115 127V126H114ZM146 127H148L149 128V130H150V127L149 126H146ZM146 127H143V128H145V129H147V131H148V128H146ZM167 127H170V126H167ZM204 128L206 127V126H203ZM202 127V128H203ZM142 128V129H143ZM171 128V127H170ZM181 128H185V126H183L182 127V125H181ZM30 129V128H29ZM37 129V128H36ZM111 129V128H110ZM182 129V130H183ZM189 129H190V127H189ZM199 129H201V128H199ZM237 129V128H236ZM34 130V129H33ZM117 130H118V128H117ZM185 130V129H184ZM188 130V129H187ZM186 130V131H187ZM202 130V129H201ZM134 131V130H133ZM132 131V132H133ZM137 131V130H136ZM136 131L134 132L135 134H136ZM140 131V130H139ZM138 131V132H139ZM199 131V130H198ZM118 132V131H117ZM131 132V131H130ZM146 132V131H145ZM183 133H184V131H182ZM23 133V132H22ZM27 133V132H26ZM31 134V133H30ZM132 134V133H131ZM134 134V135H135ZM143 135H144V133H142ZM141 134V135H142ZM149 134V133H148ZM49 135V134H48ZM133 135V136H134ZM136 136V135H135ZM23 137V136H22ZM46 138V137H45ZM148 138V137H147ZM143 139V138H142ZM188 139V138H187ZM44 140H46V139H43V141ZM184 140V139H183ZM18 141H21V140H18ZM22 141H23V138H22ZM144 141H147V140H145L144 139ZM191 142V141H190ZM19 143V142H18ZM23 143V142H22ZM44 143V142H43ZM183 143V142H182ZM193 144V143H192ZM45 145V144H44ZM148 145V144H147ZM152 145H154V141H153V144ZM151 145V146H152ZM184 145H185V143H184ZM22 146V145H21ZM26 146V145H25ZM28 146V145H27ZM149 146V145H148ZM150 146V147H151ZM160 146H161V144H160ZM18 147H19V145H18ZM22 147H24V146H22ZM142 147V146H141ZM178 147V146H177ZM221 147V146H220ZM133 148H134V146H133ZM153 148V147H152ZM25 149H27V148H25ZM92 149V148H91ZM94 149V148H93ZM110 149V150H109ZM136 150V149H135ZM151 150V149H150ZM176 150H179V149H176ZM181 150V149H180ZM180 150H179V152H180ZM183 150V149H182ZM143 151V150H142ZM95 152H96V150H95ZM171 152V151H170ZM87 153V152H86ZM89 153V152H88ZM88 153H87V155H88ZM112 153V152H111ZM132 153V152H131ZM142 153V152H141ZM175 154L177 153V152H174ZM93 154V153H92ZM96 154V153H95ZM107 154H108V152H107ZM112 154V155H113ZM139 154V153H138ZM148 154H150V151L148 152ZM147 154V155H148ZM28 155V154H27ZM141 155V154H140ZM140 155H138V157L140 156ZM151 155V154H150ZM150 155H148V156H150ZM89 156V155H88ZM107 156V155H106ZM111 156V155H110ZM118 157L120 156V155H117ZM172 156H173V154H172ZM87 157V156H86ZM122 157V156H121ZM180 157V156H179ZM179 157H178V159H179ZM107 158V157H106ZM105 158V159H106ZM109 158V157H108ZM108 158H107V160H108ZM140 158V157H139ZM171 158V157H170ZM115 159H116V157H115ZM132 159V158H131ZM164 159V158H163ZM178 159H176V160H178ZM123 161H125L124 159H122ZM162 160V159H161ZM86 161V160H85ZM120 161V160H119ZM130 161V160H129ZM31 162H32V160H31ZM91 162V161H90ZM89 162V163H90ZM103 162H104V160H103ZM122 162V161H121ZM131 162V161H130ZM151 162V161H150ZM161 162H163V161H161ZM170 162V161H169ZM108 163V162H107ZM110 163V162H109ZM114 163V162H113ZM116 163H118V162H116ZM124 163H127V162H124ZM88 164V163H87ZM92 164V163H91ZM230 164V163H229ZM233 164V163H232ZM108 165H110V164H108ZM154 165V164H153ZM235 165V164H234ZM94 166H96V165H94ZM100 166V165H99ZM127 166V165H126ZM231 166V165H230ZM230 166H229V168H230ZM101 167V166H100ZM105 167H107V166H103V168H105ZM110 167V166H109ZM152 168V167H151ZM116 169V168H115ZM120 169V168H119ZM157 169V168H156ZM120 170H122V169H120ZM119 170V171H120ZM93 171V170H92ZM158 171V170H157ZM104 172V171H103ZM78 173V172H77ZM140 174V176H141V173L139 172L138 173V175ZM146 174V173H145ZM84 176V175H83ZM83 176H81V177H83ZM124 176V175H123ZM149 178H151V177H149ZM147 179V178H146ZM30 181V180H29ZM83 181V180H82ZM112 181V180H111ZM116 180H114V181H112V182H110V183H108V186H107V188H106V191L107 190H109L108 192H109V196H110V199L111 200H113V201H115L116 200V197H115V191H116V189L119 187V183H120V181H119V183L118 182H115ZM142 181V180H141ZM144 181V180H143ZM142 181V182H143ZM148 181H150V179H148ZM148 181L146 182V184H148ZM141 182V183H142ZM125 183V182H124ZM202 183V182H201ZM83 184V183H82ZM106 184H107V181H106ZM128 184V183H127ZM143 184H144V182H143ZM220 184V183H219ZM34 185V184H33ZM42 185V184H41ZM150 185V184H149ZM149 185H147V186H149ZM144 186V185H143ZM151 186V185H150ZM149 186V187H150ZM129 187H131V186H129ZM148 187V188H149ZM142 188V187H141ZM144 188V187H143ZM142 188V189H143ZM148 188H147V190H148ZM40 188H38V190H39ZM44 189V188H43ZM150 189V188H149ZM47 190V189H46ZM35 191V190H34ZM41 191V190H40ZM131 191V190H130ZM138 191V190H137ZM139 191H141V189L139 190ZM144 191V190H143ZM36 192V191H35ZM45 192V191H44ZM50 192V191H49ZM131 192H133V191H131ZM130 192V193H131ZM142 192V191H141ZM150 192V191H149ZM157 192V191H156ZM42 193H43V191H42ZM47 193H48V191H47ZM128 193V192H127ZM145 193V192H144ZM180 193V192H179ZM50 194H52V193H50ZM142 194V193H141ZM106 195H107V193H106ZM122 195H124V194H122ZM131 195V194H130ZM133 195V194H132ZM131 195V196H132ZM183 195H185V194H183ZM204 195V194H203ZM42 196V195H41ZM50 196V195H49ZM124 196H126V194L124 195ZM134 196V195H133ZM132 196V197H133ZM135 196H136V193H135ZM134 196V199H138V198H140V197H135ZM145 196H146V193H145ZM169 196V195H168ZM167 196V197H168ZM44 197V196H43ZM142 197V196H141ZM150 197V196H149ZM158 197V196H157ZM166 197V198H167ZM180 197V196H179ZM47 198V197H46ZM50 198H51V196H50ZM50 198L48 197V199L50 200ZM54 198V197H53ZM131 198V197H130ZM152 198V197H151ZM154 198V197H153ZM176 198V197H175ZM200 198H202V196L200 197ZM42 199H44V198H42ZM41 199V200H42ZM173 199V198H172ZM181 199V198H180ZM203 199V198H202ZM201 199V200H202ZM48 200V201H49ZM103 200V199H102ZM176 200V199H175ZM197 200V199H196ZM47 201V200H46ZM46 201H44V202H46ZM51 202H52V199L50 200ZM140 201V200H139ZM151 201V200H150ZM153 201H155V200H153ZM193 201V200H192ZM28 203V202H27ZM80 203V202H79ZM81 203H83V202H81ZM81 203H80V206H81ZM131 203V202H130ZM130 203H129V205H130ZM154 203V202H153ZM157 203V202H156ZM179 203V202H178ZM190 203V202H189ZM54 204V203H53ZM57 204V203H56ZM59 204V203H58ZM64 204V203H63ZM67 204V203H66ZM78 204V203H77ZM118 204H119V201H118ZM136 204V203H135ZM165 204V203H164ZM180 204V203H179ZM186 204H188V203H186ZM199 206H200V201H199ZM84 205V204H83ZM151 205V204H150ZM155 205V204H154ZM165 205H167V204H165ZM192 205V204H191ZM190 205V206H191ZM63 206V205H62ZM64 206H67V205H64ZM68 206H69V204H68ZM67 206V207H68ZM131 206H133L132 204H131ZM137 206V205H136ZM147 206V205H146ZM156 206V205H155ZM160 206H162V205H160ZM183 206V205H182ZM81 207H84V206H81ZM158 207V206H157ZM157 207H156V209H157ZM180 207V206H179ZM188 207V206H187ZM194 207V206H193ZM213 207V206H212ZM165 208V207H164ZM185 208V207H184ZM191 208V207H190ZM206 208V207H205ZM129 209H130V207H129ZM132 209V208H131ZM130 209V210H131ZM144 209V208H143ZM146 209V208H145ZM144 209V210H145ZM153 209H155V208H153ZM165 209H167V207L165 208ZM187 209V208H186ZM194 209H196L195 207H194ZM201 209V208H200ZM212 209V208H211ZM46 210H48V211H51L53 214H54V218H53V220H54V223H55V225L53 226V227H48V226H46L45 224H44V213H45V211ZM77 210H79L78 208H77ZM124 210H125V208H124ZM140 210H141V208H140ZM194 211V210H193ZM215 211V210H214ZM213 211V212H214ZM81 212H83V210H81ZM124 212V211H123ZM140 212V211H139ZM162 212V211H161ZM167 212V211H166ZM182 212V211H181ZM188 212H189V209H188ZM206 212V211H205ZM213 212H212V214H213ZM39 213H40V215H39ZM148 213V212H147ZM165 213V212H164ZM179 214H181L180 212H178ZM210 213H211V211H210ZM137 214V213H136ZM142 214V213H141ZM145 214V213H144ZM143 214V215H144ZM167 214V213H166ZM177 214V213H176ZM194 214V213H193ZM33 215V214H32ZM39 215V216H38ZM138 215H139V213H138ZM169 215V214H168ZM183 215V214H182ZM186 215V214H185ZM199 215V214H198ZM205 215V214H204ZM211 215V214H210ZM214 215V214H213ZM30 216V215H29ZM86 216H87V218H86V220L87 219H89L88 220V223H90V219H92L91 217H90V215H89V213H88V210L86 209ZM125 216V215H124ZM129 216V215H128ZM137 216V215H136ZM157 216V215H156ZM162 216H164V215H162ZM177 216V215H176ZM188 216V215H187ZM206 216V215H205ZM215 216V215H214ZM33 216H30V218H32ZM134 217V216H133ZM151 216L149 215V217L148 218H150ZM166 217V216H165ZM119 218V217H118ZM131 218V217H130ZM141 218V217H140ZM144 219H145V217H143ZM160 218H162L161 217V215H160ZM159 218V219H160ZM120 219V218H119ZM126 219H127V217H126ZM129 219V218H128ZM137 219H138V217H137ZM184 219L186 220V218L184 217ZM219 219H221V218H219ZM27 220V219H26ZM25 220V221H26ZM151 220V219H150ZM150 220H147V221H150ZM153 220V219H152ZM152 220H151V222H152ZM161 220V219H160ZM185 220H184V222H185ZM204 220H206V219H204ZM209 220V219H208ZM30 222H31V220H29ZM99 221V220H98ZM155 221V220H154ZM153 221V222H154ZM157 221V220H156ZM163 221V220H162ZM191 221V220H190ZM27 223H28V221H26ZM137 222V221H136ZM189 222V221H188ZM187 222V223H188ZM205 222H207V221H205ZM75 223H77V224H75ZM84 223V222H83ZM97 223V222H96ZM122 223V222H121ZM173 223V222H172ZM171 223V224H172ZM186 223V222H185ZM219 223V222H218ZM29 224V223H28ZM28 224H25V225H27V226H29ZM129 224H131V223H129ZM132 224H134V223H132ZM136 224V223H135ZM146 224H148V223H146ZM153 224V223H152ZM155 224V226L157 227V225H156V222L154 223ZM184 224V223H183ZM168 225V224H167ZM196 225V224H195ZM30 226H32V225H30ZM132 226V225H131ZM138 226H139V224H138ZM147 226V225H146ZM150 226V225H149ZM165 227V226H164ZM197 227V226H196ZM32 228V227H31ZM39 228V227H38ZM147 228V230H148V226L146 227ZM160 228H163V227H160ZM176 228V226L174 227V229ZM143 229V228H142ZM176 229H178V227L176 228ZM197 228H195V230H196ZM24 230H25V228H24ZM160 230H162V229H160ZM191 230V229H190ZM187 231L189 232V230L187 229ZM186 231V232H187ZM28 232V231H27ZM31 232V231H30ZM40 232V231H39ZM157 232H158V230H157ZM161 232H163V230L161 231ZM194 232H196V231H194ZM33 233V232H32ZM173 233V232H172ZM172 233H170V234H172ZM146 234H147V231H146ZM137 235H139V234H137ZM140 235H142V234H140ZM157 235V234H156ZM187 236V235H186ZM140 237V236H139ZM173 237V236H172ZM185 237V236H184ZM35 238V237H34ZM123 238V237H122ZM142 238V237H141ZM141 238L140 239H138V240H140L141 241ZM153 238V237H152ZM159 238H160V236H159ZM148 239H149V237H148ZM182 239V238H181ZM193 239H194V235H193ZM192 239V241H194ZM216 239V238H215ZM31 240H35V239H31ZM137 240V242H139ZM154 240V239H153ZM157 240H159L158 238H157ZM145 241H146V239H145ZM160 241V240H159ZM171 241V240H170ZM180 241V240H179ZM191 241V242H192ZM134 243H136L135 241H133ZM154 242V241H153ZM158 242V241H157ZM180 242H182V241H180ZM100 243V244H101ZM109 243H111V242H109ZM124 243V242H123ZM131 242L129 241V244H130ZM178 243V242H177ZM194 243V242H193ZM99 244V245H100ZM132 244V243H131ZM130 244V245H131ZM144 244V243H143ZM146 244H148V243H146ZM158 244V243H157ZM160 244H161V242H160ZM210 244H212V243H210ZM218 244V243H217ZM105 245V244H104ZM107 245V244H106ZM122 245V244H121ZM138 245H140V244H138ZM170 245H172V244H170ZM169 245V246H170ZM177 245V244H176ZM24 246V245H23ZM47 246V247H48ZM161 246V245H160ZM159 246V247H160ZM101 247V246H100ZM123 247H124V244H123ZM123 247H121V246H118V248H117V257L118 258H120V259H122L123 261H125V263L126 264H128L129 263V261H130V257L128 258V257H125V255H126V251H125V249H127V248H123ZM129 247H131V246H129ZM183 247V246H182ZM194 247V246H193ZM211 247V246H210ZM132 248V247H131ZM180 248H181V245H180ZM67 249V250H68ZM103 249V248H102ZM156 249V248H155ZM158 249V248H157ZM193 249V248H192ZM90 250H91V248H90ZM90 250H86V252L87 251H90ZM128 250V249H127ZM142 250V249H141ZM154 250V249H153ZM162 249L160 248V251H161ZM171 250V249H170ZM103 251H104V249H103ZM136 251H137V249H136ZM159 251V250H158ZM166 251V250H165ZM195 251V250H194ZM162 252V251H161ZM180 252V251H179ZM197 252V251H196ZM199 252V251H198ZM197 252V253H198ZM64 253V252H63ZM66 253H67V251H66ZM116 253V252H115ZM140 253V252H139ZM145 253V252H144ZM153 253V252H152ZM173 253V252H172ZM191 253V252H190ZM68 254V253H67ZM183 254V253H182ZM155 255V254H154ZM164 255V254H163ZM166 255V254H165ZM190 255V254H189ZM46 257H48V251H47V254L45 255ZM69 256V255H68ZM67 256V257H68ZM151 256V255H150ZM169 256V255H168ZM178 256V255H177ZM183 256H184V254H183ZM66 257V258H67ZM179 257V256H178ZM191 257H192V255H191ZM102 258V257H101ZM68 259V258H67ZM79 259V257H77V260ZM105 259V258H104ZM109 259V258H108ZM62 261H63V259H62ZM99 261H102V260H99ZM109 261V260H108ZM107 261V262H108ZM137 261V260H136ZM168 261V260H167ZM120 262V261H119ZM131 262V261H130ZM170 262V261H169ZM168 262V263H169ZM67 263V262H66ZM114 263V262H113ZM133 263V262H132ZM100 264V263H99ZM124 264V263H123ZM167 264V263H166ZM174 264V263H173Z\"/></svg>","mask_w":264,"mask_h":264}]
</instances>
